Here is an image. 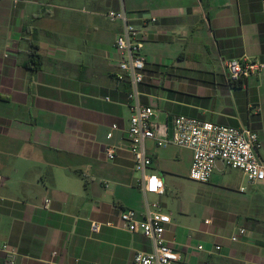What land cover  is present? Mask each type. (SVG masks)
Here are the masks:
<instances>
[{"label":"crops","instance_id":"0c3cea01","mask_svg":"<svg viewBox=\"0 0 264 264\" xmlns=\"http://www.w3.org/2000/svg\"><path fill=\"white\" fill-rule=\"evenodd\" d=\"M122 8L145 33L141 102L161 133L180 116L251 129L264 162V72L231 83L224 69L227 60L264 64V0H0V246L18 264H132L153 245L123 230L120 212L156 203L166 213L173 180L181 170L189 177L192 151L149 141V173L166 194H144L132 153L119 148L130 89L116 79L122 26L106 15ZM225 169L202 184L212 193L210 206L197 203L203 222L181 210L180 224L169 213L165 238L180 264H264V182L242 173L225 185L217 174Z\"/></svg>","mask_w":264,"mask_h":264},{"label":"built area","instance_id":"2783aa9c","mask_svg":"<svg viewBox=\"0 0 264 264\" xmlns=\"http://www.w3.org/2000/svg\"><path fill=\"white\" fill-rule=\"evenodd\" d=\"M14 4L22 0H8ZM111 23L120 24L122 30L115 42V49L119 56V71L116 79L129 86L128 106L131 112L129 128L124 132V142L119 148H127L132 153L135 162V170L140 175V190L144 194H157L164 196L166 186L164 180L149 173L153 164L147 143L155 142L159 148L175 146L187 149L193 153V163L189 171V179L199 184H208L214 172L221 164L224 168L241 171L250 184L264 182V162L260 159L258 151L262 144L259 135L251 129H237L216 125L185 116L177 117L172 122L171 132L166 129L162 134L155 123L156 112L141 102V86L146 80V68L148 57L143 53V30L138 28L131 20L127 11L111 10L107 13ZM156 23L157 19H151ZM224 69L229 82H237L251 76H258L264 72V64L253 61L240 62L227 60ZM118 126L113 125L112 131ZM113 137L109 133L108 139ZM116 148L108 146L106 154L113 161ZM244 191V189H241ZM47 203H50L48 200ZM121 228L131 234L142 235L151 241L152 251L139 252L134 255L132 264H180L181 253L169 244L165 238L168 226L173 218L163 212L159 204H149L144 212L125 209L120 212ZM206 220V224H210ZM101 224L92 223L91 232L99 234ZM246 231L240 229L231 238L232 242H238ZM203 250V246H198ZM217 251L221 247H216ZM0 252L6 254L5 264H18L19 254L7 244L0 246Z\"/></svg>","mask_w":264,"mask_h":264},{"label":"rangeland","instance_id":"374dc122","mask_svg":"<svg viewBox=\"0 0 264 264\" xmlns=\"http://www.w3.org/2000/svg\"><path fill=\"white\" fill-rule=\"evenodd\" d=\"M156 122L159 123L158 120ZM181 171L182 174L173 180L172 196L165 198L167 204L166 213H171L180 224H184L181 219V216H183L181 210L189 211L192 214L191 217L196 218L197 222L201 223L205 219L206 214L204 208L199 207L197 203L201 202L204 206H210V196L212 193L207 191V189L203 190L204 185L190 181L186 170ZM224 172L221 175L217 174L223 179L225 185L229 184L234 187L244 179L241 171L226 168ZM252 189L255 188L253 187Z\"/></svg>","mask_w":264,"mask_h":264},{"label":"trees","instance_id":"16d2710c","mask_svg":"<svg viewBox=\"0 0 264 264\" xmlns=\"http://www.w3.org/2000/svg\"><path fill=\"white\" fill-rule=\"evenodd\" d=\"M35 57V55H33Z\"/></svg>","mask_w":264,"mask_h":264},{"label":"water","instance_id":"95a60500","mask_svg":"<svg viewBox=\"0 0 264 264\" xmlns=\"http://www.w3.org/2000/svg\"><path fill=\"white\" fill-rule=\"evenodd\" d=\"M171 132V131H170Z\"/></svg>","mask_w":264,"mask_h":264}]
</instances>
